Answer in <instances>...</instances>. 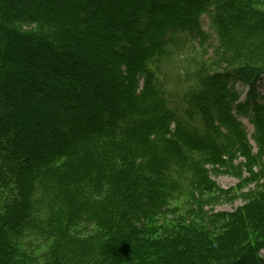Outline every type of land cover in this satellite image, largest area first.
<instances>
[{"label": "trees", "instance_id": "obj_1", "mask_svg": "<svg viewBox=\"0 0 264 264\" xmlns=\"http://www.w3.org/2000/svg\"><path fill=\"white\" fill-rule=\"evenodd\" d=\"M261 1L0 0V264H264ZM203 15L220 70L173 98L149 64Z\"/></svg>", "mask_w": 264, "mask_h": 264}, {"label": "rangeland", "instance_id": "obj_2", "mask_svg": "<svg viewBox=\"0 0 264 264\" xmlns=\"http://www.w3.org/2000/svg\"><path fill=\"white\" fill-rule=\"evenodd\" d=\"M23 1L25 0H9V2L7 0V12H12L14 7ZM258 7L264 9V1H261ZM4 9L2 7V10ZM209 20L210 18L206 15L202 16V29L209 35L206 40H200L198 36H193L189 33L185 34L180 38L178 37L181 41H179V45L176 46L177 48H174L172 55L165 57L159 63V65L154 62H150L149 64L150 67L155 70L160 87L168 90L170 94L173 93V98H175L177 95L175 94V91H180L185 94L191 88L199 86L202 79L205 78L207 74L220 70V66L217 64L214 55V46L217 40L215 34L212 33L210 29ZM135 33L138 34L139 32L137 31ZM26 70L30 72V68H27ZM234 87L239 92V101L243 102L246 98L247 86L241 84L240 82H235ZM15 88L19 89L20 85H15ZM255 88L257 92L264 95V74L256 82ZM29 91H31L29 100L33 101L34 96L32 94L36 90L31 87ZM236 117L243 123L249 142L253 147V151H255L256 147L252 138L254 127L250 121V118L241 114H236ZM49 127L50 126H47V128ZM238 161H240V158L235 160L234 163H237ZM247 176L248 173L246 171H242V177L245 178ZM211 177L220 187L224 189L235 187L239 183H242L241 178L234 176L230 172H211ZM252 188H255L254 181L245 182L241 188L238 189L242 192H245ZM169 202L175 208L174 214H184L189 204L186 196L177 193L170 198ZM242 203L243 198L236 197L232 201H223L219 204L213 205L211 207L208 206L206 208L214 209L216 211H229L236 206L241 205ZM260 253L264 256V248L260 251Z\"/></svg>", "mask_w": 264, "mask_h": 264}]
</instances>
